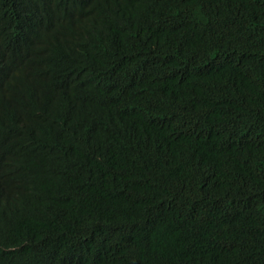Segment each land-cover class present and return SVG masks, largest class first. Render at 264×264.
I'll return each mask as SVG.
<instances>
[{
  "label": "trees",
  "instance_id": "trees-1",
  "mask_svg": "<svg viewBox=\"0 0 264 264\" xmlns=\"http://www.w3.org/2000/svg\"><path fill=\"white\" fill-rule=\"evenodd\" d=\"M0 264H264V0H0Z\"/></svg>",
  "mask_w": 264,
  "mask_h": 264
},
{
  "label": "bare ground",
  "instance_id": "bare-ground-1",
  "mask_svg": "<svg viewBox=\"0 0 264 264\" xmlns=\"http://www.w3.org/2000/svg\"><path fill=\"white\" fill-rule=\"evenodd\" d=\"M47 27H48V26H47ZM49 27H51V26H49ZM49 27H48V28H49ZM5 140H6V139H5ZM74 142H75V141H74ZM78 142H79V141H78ZM76 144H77V142H76ZM54 181H55V180H54ZM55 182H56V181H55ZM51 190H52V189H51Z\"/></svg>",
  "mask_w": 264,
  "mask_h": 264
}]
</instances>
